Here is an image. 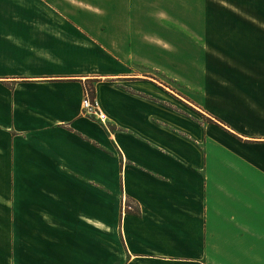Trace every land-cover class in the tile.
I'll use <instances>...</instances> for the list:
<instances>
[{
    "label": "crops",
    "instance_id": "0c3cea01",
    "mask_svg": "<svg viewBox=\"0 0 264 264\" xmlns=\"http://www.w3.org/2000/svg\"><path fill=\"white\" fill-rule=\"evenodd\" d=\"M17 1L16 38L0 22V205L29 230L11 264H264V136L237 129L264 135V98L211 86L264 77V21L230 57L208 0ZM87 83L106 123L83 111Z\"/></svg>",
    "mask_w": 264,
    "mask_h": 264
},
{
    "label": "rangeland",
    "instance_id": "374dc122",
    "mask_svg": "<svg viewBox=\"0 0 264 264\" xmlns=\"http://www.w3.org/2000/svg\"><path fill=\"white\" fill-rule=\"evenodd\" d=\"M0 6L5 8V13L0 15V22L5 24V37L8 39H14L16 38L14 34L19 32L11 30V28H13L12 25L19 22L27 23L30 17L27 12L23 10L19 11L15 8L18 6H26V3L18 2L17 0H0ZM220 6L228 7L230 9H221ZM236 12L239 13L236 14ZM259 18L262 19L261 21H264V0H208V23L212 24L214 26L212 28L214 29H218L217 24H223L222 33L224 35H229L230 39L226 40L227 45L223 44L222 46L227 51L226 54L230 55V57H241L244 54H253V32L251 29H246L248 28V24L253 23L254 21H259ZM213 34L215 35V32ZM237 34L243 35V38L246 40V45L244 44V46L238 47L237 44L234 43L233 37ZM224 72H227V76L229 77L225 81H230L232 83L220 84L214 82L211 86L216 88L215 91H219L220 86L237 85L245 92L252 93L245 94L243 97L246 99L249 98L252 101L264 98V95L257 94L259 91L260 93L264 92L261 91L264 90V77L258 78L255 77V74L252 72L240 73L231 71L230 69ZM216 80L217 79L214 78V81ZM87 85L90 87V85L94 84L87 83ZM175 88H177V86H175ZM215 112L216 111L211 113L214 115ZM216 113L217 115H215L218 117L217 119H221L223 122L226 121L219 116L222 113L221 111H217ZM226 113L232 116L230 117L233 118L232 120L236 121V112L226 111ZM245 117H247V112H245ZM252 120H249L248 118L247 122L245 121L247 124L242 127L238 126L237 129H239L240 132L243 131L246 135H250L251 138H257L253 140H263L261 139L264 136L263 133H259L261 126L256 124L257 121H254V119ZM210 121L216 122L214 118L208 116V122ZM261 146L260 149L264 150L263 145ZM8 196H11V191H8ZM12 215L13 212L11 207L0 205V220H3V222H0V264H11V234H25V232L29 230V225L27 223L14 224L12 222Z\"/></svg>",
    "mask_w": 264,
    "mask_h": 264
},
{
    "label": "built area",
    "instance_id": "2783aa9c",
    "mask_svg": "<svg viewBox=\"0 0 264 264\" xmlns=\"http://www.w3.org/2000/svg\"><path fill=\"white\" fill-rule=\"evenodd\" d=\"M82 105L83 111L87 116L97 118L103 123L108 121L106 113L101 109L98 100L92 96L89 89H86V95L83 99Z\"/></svg>",
    "mask_w": 264,
    "mask_h": 264
},
{
    "label": "trees",
    "instance_id": "16d2710c",
    "mask_svg": "<svg viewBox=\"0 0 264 264\" xmlns=\"http://www.w3.org/2000/svg\"><path fill=\"white\" fill-rule=\"evenodd\" d=\"M87 89L90 90L92 96L95 98L96 97L95 87L93 85H90V87L87 85Z\"/></svg>",
    "mask_w": 264,
    "mask_h": 264
}]
</instances>
